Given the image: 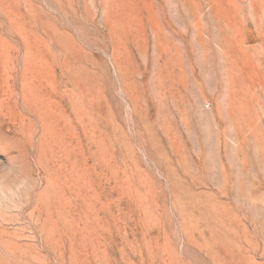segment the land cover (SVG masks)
<instances>
[{"label":"rangeland","instance_id":"1","mask_svg":"<svg viewBox=\"0 0 264 264\" xmlns=\"http://www.w3.org/2000/svg\"><path fill=\"white\" fill-rule=\"evenodd\" d=\"M0 264H264V0H0Z\"/></svg>","mask_w":264,"mask_h":264}]
</instances>
